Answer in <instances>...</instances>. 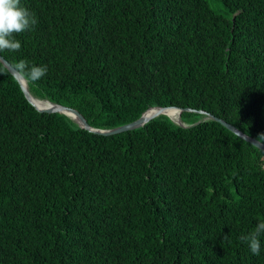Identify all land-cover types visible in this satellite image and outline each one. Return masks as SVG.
Listing matches in <instances>:
<instances>
[{"label":"trees","instance_id":"1","mask_svg":"<svg viewBox=\"0 0 264 264\" xmlns=\"http://www.w3.org/2000/svg\"><path fill=\"white\" fill-rule=\"evenodd\" d=\"M218 1L21 0L37 23L0 54L46 65L31 93L94 127L177 105L259 140L264 0ZM260 220L264 151L219 121L97 133L39 111L0 60V264H264V235L259 256L239 240Z\"/></svg>","mask_w":264,"mask_h":264},{"label":"clouds","instance_id":"2","mask_svg":"<svg viewBox=\"0 0 264 264\" xmlns=\"http://www.w3.org/2000/svg\"><path fill=\"white\" fill-rule=\"evenodd\" d=\"M36 23L34 14L21 5V0H0V51H19L21 42L15 38L16 34L31 30ZM15 69L29 82L40 80L48 71L46 65L37 66L26 60H20ZM259 140H264V135ZM261 235H264V220H260L248 234H241L239 240L247 244L253 255L259 256ZM224 239H229V236L225 235Z\"/></svg>","mask_w":264,"mask_h":264},{"label":"water","instance_id":"3","mask_svg":"<svg viewBox=\"0 0 264 264\" xmlns=\"http://www.w3.org/2000/svg\"><path fill=\"white\" fill-rule=\"evenodd\" d=\"M0 60L3 62L4 66L7 68V70L18 80V82H20L22 89L27 97V99L41 112H53L56 110H62L63 112L69 114L74 120H76L81 126L88 128L90 130H93L97 133H101V134H113L116 132H121V131H125V130H130V129H134L140 126H143L145 123H147L149 120H151L152 118L156 117L158 114L163 113L161 112L159 109L161 108H166V107H176L180 109V115L178 119L173 118L171 115H169L175 122L183 125V126H192L195 125L205 119L211 118L214 119L216 121H219L220 123H222L223 125H225L226 127H228L230 130H232L233 132L236 133V135H238L239 137L243 138L244 140L250 142L251 144H253L254 146L258 147L259 149L264 151V143L260 142L259 140L245 134L244 132H242L240 129L237 128V126H235L234 124L228 122L227 120H225L224 118H221L217 115H214L212 113H209L206 110L203 109H195V108H190L187 107L185 108L186 110H193L195 112H199V113H203L206 116L202 119H199L198 121H196L195 123H184L181 120V111L183 110V108H181V106H177V105H158V106H152L148 109H146L141 116H139L138 118L129 121L127 123H123L114 127H109V128H99V127H94L92 126L87 119L73 106L70 105H66V104H62L59 102H55V101H50L48 99H43L48 101L51 106H47V107H43L40 108L37 106V104L35 103V97L31 91L29 90L28 85H25L22 81H21V76H19V74L17 73L16 69L5 59V57L3 55L0 54ZM38 98V97H37ZM41 99V98H40ZM167 114V113H165Z\"/></svg>","mask_w":264,"mask_h":264},{"label":"bare ground","instance_id":"4","mask_svg":"<svg viewBox=\"0 0 264 264\" xmlns=\"http://www.w3.org/2000/svg\"><path fill=\"white\" fill-rule=\"evenodd\" d=\"M21 81L25 84V85H28L26 80L21 77ZM35 103L38 104L37 106L40 107V108H43V107H47V106H51V104L46 101V100H43V99H40V98H37L35 97ZM39 105H42V106H39ZM174 108L176 107H166V108H161L159 109L161 112L163 113H167L169 115H171L167 110H174ZM179 110V114H180V109L179 108H176ZM172 116V115H171ZM173 117V116H172ZM174 118V117H173ZM179 118V115L176 114V118L175 119H178Z\"/></svg>","mask_w":264,"mask_h":264},{"label":"rangeland","instance_id":"5","mask_svg":"<svg viewBox=\"0 0 264 264\" xmlns=\"http://www.w3.org/2000/svg\"><path fill=\"white\" fill-rule=\"evenodd\" d=\"M211 4L213 5V7H215L216 10L220 11V12H225L224 9H222V5L219 3L218 0H210Z\"/></svg>","mask_w":264,"mask_h":264}]
</instances>
